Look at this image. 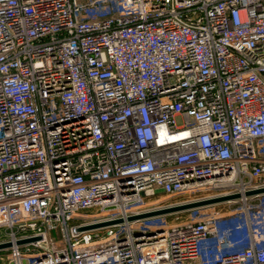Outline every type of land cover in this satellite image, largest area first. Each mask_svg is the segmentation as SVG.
I'll list each match as a JSON object with an SVG mask.
<instances>
[{"label":"built area","instance_id":"obj_1","mask_svg":"<svg viewBox=\"0 0 264 264\" xmlns=\"http://www.w3.org/2000/svg\"><path fill=\"white\" fill-rule=\"evenodd\" d=\"M261 187L264 0H0V264H264Z\"/></svg>","mask_w":264,"mask_h":264},{"label":"water","instance_id":"obj_2","mask_svg":"<svg viewBox=\"0 0 264 264\" xmlns=\"http://www.w3.org/2000/svg\"><path fill=\"white\" fill-rule=\"evenodd\" d=\"M156 191L157 192H161L162 189H157ZM262 192H264V187L249 190L245 194L246 195H252V194H258V193H262ZM237 197H239V194L226 195V196H220V197H213V198H209V199H203V200L183 203V204H180V205H175V206H171V207H166V208H162V209H158V210L142 213V214H139V215H136V216L129 217V219L142 218V217H147V216H154V215L166 214V213H171V212L180 211V210H186V209H189V208L202 206V205H206V204H212V203H216V202H220V201H224V200H228V199H233V198H237ZM119 221H120V219L115 220V221H105V222L89 225L87 227H84V229L93 228V227H99V226H105V225H109V224H112V223H115V222H119ZM35 239H36V237L22 239V240L18 241V244L25 243V242H28V241H33ZM9 245H10L9 242L1 243L0 244V248H5V247H8Z\"/></svg>","mask_w":264,"mask_h":264},{"label":"rangeland","instance_id":"obj_3","mask_svg":"<svg viewBox=\"0 0 264 264\" xmlns=\"http://www.w3.org/2000/svg\"><path fill=\"white\" fill-rule=\"evenodd\" d=\"M194 194H196V193H194ZM187 194H184V195H182V196H186ZM194 196V195H193ZM162 199H164V200H170L169 199V197H162ZM91 210H95V209H91ZM173 216L171 215L170 216V220H171V218H172ZM53 235L55 236V237H57V234L56 233H53ZM5 253H6V251H4V250H0V256H3V255H5Z\"/></svg>","mask_w":264,"mask_h":264}]
</instances>
